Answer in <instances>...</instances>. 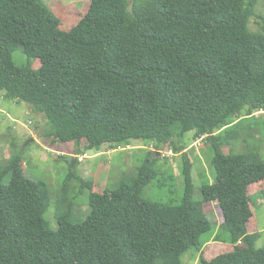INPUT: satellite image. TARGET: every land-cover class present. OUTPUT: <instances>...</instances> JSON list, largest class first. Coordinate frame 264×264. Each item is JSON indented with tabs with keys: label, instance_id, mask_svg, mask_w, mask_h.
I'll list each match as a JSON object with an SVG mask.
<instances>
[{
	"label": "trees",
	"instance_id": "trees-1",
	"mask_svg": "<svg viewBox=\"0 0 264 264\" xmlns=\"http://www.w3.org/2000/svg\"><path fill=\"white\" fill-rule=\"evenodd\" d=\"M90 1L63 30L44 0H0V90L44 113L55 141L100 151L143 140L155 149L136 176L103 193L71 168L64 204L76 179L90 190V213L79 221L74 203L61 206L57 230L45 217L47 183L25 173L20 155L0 163V264H184L189 250L201 264H264L260 233L249 229L255 196L264 192V161L250 131L245 149H236L245 121L264 111V30L249 27L256 0ZM17 50L26 64L15 62ZM190 131L192 143L179 140ZM198 140L212 143L215 176L197 199L188 151ZM165 148L181 156L178 201L143 196L158 179L175 190L178 176L158 166ZM208 202L221 209L218 228ZM211 241L228 251L208 259Z\"/></svg>",
	"mask_w": 264,
	"mask_h": 264
},
{
	"label": "rangeland",
	"instance_id": "rangeland-1",
	"mask_svg": "<svg viewBox=\"0 0 264 264\" xmlns=\"http://www.w3.org/2000/svg\"><path fill=\"white\" fill-rule=\"evenodd\" d=\"M60 18L61 28L69 30L75 26L79 20L87 13L90 0H44ZM130 4L132 0H129ZM249 27L253 31L264 30V0H256L255 14L251 17ZM13 58L18 65L27 63V56L17 50ZM38 59L34 61L37 64ZM247 124L241 130V142L236 143V149L243 151L246 147L244 137L249 131L254 134L250 141L252 146L258 145L260 159L264 161V111L256 113V116L245 121ZM47 118L44 113L36 111L32 104L5 96V91L0 90V163L5 165L11 161L15 155L23 158L25 173L32 179L47 183L52 194V205L45 217L51 229L57 230L59 227L56 218L57 210L62 206L67 211L74 203V218L84 221L90 213L89 196L90 190H82L81 183L73 179L69 182L70 194L64 204L63 183L71 170L76 169L77 173L84 179L95 182L97 192L103 193L106 190L115 189L122 181L136 176L138 167L147 157L150 150H154L151 143L143 140H132L130 145L119 146L112 149L108 145H103L101 150L88 148L87 145L81 147L74 141L53 140V136L48 135ZM194 132H187L179 140L187 144L193 142ZM81 149V154L77 155V150ZM158 153V166L162 171L172 170L177 176V184L172 192L170 185L165 182L155 180L147 185L143 190V196L149 200L156 201H178L180 200L184 180L180 173L181 156L177 154L168 155L164 152ZM228 150H226L227 152ZM194 161L193 177L195 190L194 195L198 199L202 196L201 186L208 178L213 180L215 170L211 165L213 157V146L210 141L198 140L188 151ZM73 157V159H72ZM73 161V164L70 163ZM208 176V177H207ZM11 176L5 177L4 183L8 184ZM253 192L258 190L254 186ZM264 192L255 197V207L257 222L250 225L252 232L260 233L257 241L258 248H264ZM205 210L213 227L218 228V224L223 221V215L217 202L205 203ZM204 249L208 259L227 252L228 245L221 242L211 241ZM199 253L193 250L186 252L182 259L184 264H201Z\"/></svg>",
	"mask_w": 264,
	"mask_h": 264
},
{
	"label": "built area",
	"instance_id": "built-area-1",
	"mask_svg": "<svg viewBox=\"0 0 264 264\" xmlns=\"http://www.w3.org/2000/svg\"><path fill=\"white\" fill-rule=\"evenodd\" d=\"M162 153H163V151H162ZM165 153L168 154V155H173L174 154V152L172 150L165 151L164 155H165Z\"/></svg>",
	"mask_w": 264,
	"mask_h": 264
},
{
	"label": "crops",
	"instance_id": "crops-1",
	"mask_svg": "<svg viewBox=\"0 0 264 264\" xmlns=\"http://www.w3.org/2000/svg\"><path fill=\"white\" fill-rule=\"evenodd\" d=\"M260 201H261L262 204L264 203V199H261ZM249 229H250V227H249ZM250 231L252 232L251 229H250ZM210 244H212V243L210 242L208 245H210Z\"/></svg>",
	"mask_w": 264,
	"mask_h": 264
}]
</instances>
